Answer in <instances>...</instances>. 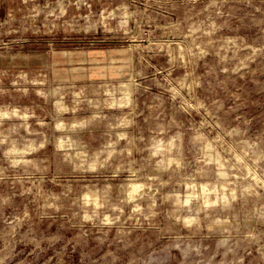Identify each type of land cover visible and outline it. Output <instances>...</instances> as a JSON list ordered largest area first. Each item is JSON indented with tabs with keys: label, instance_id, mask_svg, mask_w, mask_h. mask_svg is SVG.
Here are the masks:
<instances>
[{
	"label": "rangeland",
	"instance_id": "374dc122",
	"mask_svg": "<svg viewBox=\"0 0 264 264\" xmlns=\"http://www.w3.org/2000/svg\"><path fill=\"white\" fill-rule=\"evenodd\" d=\"M0 264H264V0H0Z\"/></svg>",
	"mask_w": 264,
	"mask_h": 264
}]
</instances>
